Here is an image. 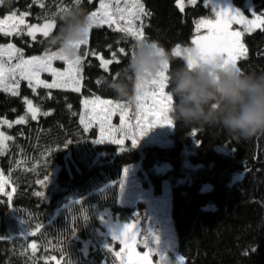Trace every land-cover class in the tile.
I'll return each mask as SVG.
<instances>
[{
    "label": "trees",
    "instance_id": "1",
    "mask_svg": "<svg viewBox=\"0 0 264 264\" xmlns=\"http://www.w3.org/2000/svg\"><path fill=\"white\" fill-rule=\"evenodd\" d=\"M235 1L247 13L242 0ZM97 2L3 0L0 18L16 11L29 13L28 23L53 20L50 35L59 31L63 42L75 23L68 19L60 25L67 12L63 9L84 10L89 15ZM141 2L148 13L142 17L145 41L165 51L171 77L177 68L186 66L171 50L178 44L191 46L195 22L209 17L210 9L204 0L195 5L183 0V11L176 0ZM249 2L258 14L264 12V0ZM114 28L92 27L88 43L79 48V91L38 88L33 93L25 82L19 95L0 90V133L11 137L0 149V175L8 181L5 192L12 194L11 206L7 196L0 194V264H54L53 258L57 264H119L107 251L106 245H112L113 252L119 245L106 234L105 222L138 219L144 225L145 203L129 207L119 201L123 170L139 162L156 196L167 182L175 252L185 264H264V135L237 140L218 127L173 121L170 145L143 143L139 148L138 144L132 147L129 139L123 146L98 144L97 128L84 130L80 120L85 100L99 97L124 105L132 100L135 77L127 66L137 41ZM49 36L33 40L23 33L11 37L0 33V44L12 42L24 58H30L53 51L47 43ZM243 43L247 56L238 60L237 67L243 73H264V31L245 35ZM99 57L112 61L107 69L101 67ZM120 79L128 84L131 98L117 96L109 86ZM23 96L50 114L38 115L36 120L27 117ZM21 116L26 122L15 123ZM164 165L163 173L156 171ZM46 172L48 182L42 187L37 180ZM236 175L241 177L233 182ZM37 191L43 197L36 196ZM38 224L42 226L39 231ZM32 243L35 251L29 247Z\"/></svg>",
    "mask_w": 264,
    "mask_h": 264
},
{
    "label": "snow or ice",
    "instance_id": "2",
    "mask_svg": "<svg viewBox=\"0 0 264 264\" xmlns=\"http://www.w3.org/2000/svg\"><path fill=\"white\" fill-rule=\"evenodd\" d=\"M3 0H0L2 3ZM37 2V0H34ZM80 0H76L79 4ZM177 6L181 11L184 10L183 0H176ZM121 0H100L99 9L91 12L88 16L90 24L87 36L84 40L78 43L80 48L88 43L89 30L95 26H103L107 24L109 27L115 26L114 30L124 33L128 37L134 38L137 43L145 41L142 17L148 15L141 0H124V7H120ZM189 4L195 5L197 0H188ZM115 4V7H113ZM211 5V11L214 14L212 18H201L195 22V35L191 40L192 47L182 48L179 44L172 50V55L183 57L186 61V66L192 68L199 63L220 62L221 67H232L240 70L237 67V61L246 58L247 48L242 42V37L245 33L251 34L257 29L264 31V12L257 14L251 11L252 19H249L241 9L236 8L227 3H216L215 0H204V6ZM41 7L43 4L41 3ZM63 11H68L63 9ZM27 12L17 13L16 11L0 18V33L6 36L26 34L36 39V33L42 34L44 37L50 35L55 24L53 20H47L42 25L29 24L26 17ZM141 21L137 27L136 22ZM233 25H240L243 31L233 30ZM26 29V33L24 32ZM204 30L201 34V30ZM153 47L160 48L156 43ZM163 51L162 48H160ZM123 51V50H121ZM87 55V54H86ZM7 56V63L4 57ZM13 58H18V63L12 64ZM63 61L66 67L63 71L53 66L54 61ZM112 61H106L101 58V66L106 67ZM169 62L164 61L162 70L157 76L149 81L140 83L136 82V123L130 124L126 120L128 108L125 105L116 104L113 106L111 101L100 100L97 97L94 101L85 100V113L81 115V124L87 132L93 124L99 125L98 142L108 141L116 145L123 146L126 139L131 140L132 147H135L141 137L157 125L173 126V120L169 118L170 105L172 96L169 91L170 76L167 75ZM241 71V70H240ZM82 72V58L78 56L75 61H69L64 57L57 56L53 51L45 50L42 55H34L25 59L20 49L12 44L7 46L0 45V89L10 92L12 95H19L18 89L20 81L28 82L29 87L35 93L38 88L58 89L67 88L72 85V91H79ZM42 73L50 74L53 79L49 83L41 79ZM17 77H19L17 79ZM24 103L27 105V112L31 118L36 120L38 115H48L50 113H42L41 109L33 104V102L25 98ZM93 107L89 109V104ZM99 103L103 107L97 109L95 104ZM117 110L120 113V127H115L111 124V117L116 114ZM151 117V119L149 118ZM25 117L21 116L15 121L17 124L25 123ZM3 123L11 127L12 124L7 121ZM119 133V137L117 136ZM195 135V133H193ZM11 137L0 133V149L6 147L5 141ZM67 141L64 145H66ZM123 150V148H122ZM47 166V161L45 162ZM126 172V170H125ZM48 182L47 172L44 178L37 180V183L45 187ZM7 180L0 175V194L7 196V203L11 206L12 194L5 192ZM38 197H43L42 191L35 193ZM138 220L128 222L123 226V230L119 235H114L113 240L118 242L120 250L113 252L112 245H106L107 251L113 253L119 264H152L150 257L154 255L152 249L148 248L145 240L141 239L137 230ZM37 225V231L41 228ZM72 235H75L76 228L73 226ZM35 233H28L34 235ZM158 242V237L154 238ZM138 246L148 248V251L140 253L137 251ZM35 251L36 244L29 245ZM166 258L160 256L159 264H164ZM179 264H185L183 257H178ZM59 264V262H58Z\"/></svg>",
    "mask_w": 264,
    "mask_h": 264
},
{
    "label": "clouds",
    "instance_id": "3",
    "mask_svg": "<svg viewBox=\"0 0 264 264\" xmlns=\"http://www.w3.org/2000/svg\"><path fill=\"white\" fill-rule=\"evenodd\" d=\"M68 19L75 20L70 34L61 42L57 31L47 43L57 55L75 61L79 56L75 45L86 38L90 21L84 10L65 12L60 25ZM69 39L71 44L67 42ZM152 44L137 43L135 55L129 61L127 72L134 75L136 82L155 78L167 60L165 51ZM109 86L117 96L131 98L123 79L112 81ZM168 91L172 96L169 115L174 122L200 128L218 127L237 140L264 135V73H243L221 67L219 61L199 63L173 71Z\"/></svg>",
    "mask_w": 264,
    "mask_h": 264
},
{
    "label": "rangeland",
    "instance_id": "4",
    "mask_svg": "<svg viewBox=\"0 0 264 264\" xmlns=\"http://www.w3.org/2000/svg\"><path fill=\"white\" fill-rule=\"evenodd\" d=\"M106 2H107V0H106ZM215 2L216 3H227V4H230L234 7H236V8H239V9H241V11H243V9L239 5L236 4L235 0H215ZM99 4H100V0H98V2L96 4V8L92 12L97 11L99 9ZM240 5L243 6L244 8L246 7L247 13H245L244 11L243 12L249 19H252L253 17L251 15V11H255V9H254L253 5L249 2V0H242ZM124 6H125L124 0H121L120 7H124ZM113 7H115V4H113ZM208 7L210 9V16L205 17V18L214 19L215 17L211 11V5H209ZM199 19H201V18H199ZM45 22L46 21H43L41 23H29V24L42 25ZM27 23H28V21H27ZM140 23H141L140 21L136 22L137 27L140 26ZM103 26L109 27L107 24H105ZM93 27H100V26L94 25ZM233 30L243 31V29L240 25H233ZM24 32L26 33V29H24ZM203 32H204V30L202 29L201 34H203ZM1 34H3V33H1ZM194 35H195V27H194ZM245 35H248V33H245L243 35V37ZM11 36H13V35H11ZM11 36H9V37H11ZM26 36H28V35H26ZM36 36H43V35L40 33H36ZM28 37L30 39H32V37H30V36H28ZM243 37H242V42H243ZM68 43L71 44L72 41L69 40ZM8 44L14 45V43H12V42H9L6 44H0V45L7 46ZM75 47L79 48L78 43L75 45ZM186 47H192V45L186 46ZM182 48H184V47H182ZM172 50H171V55H172ZM57 56H60V55H57ZM61 57H64V56H61ZM174 57H176V56H174ZM64 58L67 59L66 57H64ZM179 58L183 59L182 56ZM4 59H5V62L7 63V56H5ZM25 59H28V58H25ZM99 59L101 61L100 57H99ZM69 61H71V60H69ZM167 61H168V57H167ZM18 62H19L18 58H13L11 63L14 65ZM53 66L58 68L61 71H63L64 68L66 67L64 62L60 61V60L54 61ZM102 68L107 69V65H106V67H102ZM18 78L19 77H17V79ZM41 79H44L45 81L51 83L53 77L48 73H42ZM22 82H25L26 85L29 87V84L27 81L21 80L20 85ZM19 88H20V86H19ZM71 88H72V85L69 84L67 88H58V89H71ZM80 88H81V80H80V84H79V90H80ZM29 89L32 91L31 87H29ZM0 90L4 91L2 89H0ZM18 91H19V89H18ZM4 92L11 94L8 91H4ZM136 94L137 93H136V80H135L134 86H133V94H132L131 103L129 105H125L128 108L126 120H128V122L130 124H133V125H135V123H136V113H137L136 100H135ZM25 98H27L33 102L31 97L23 96L22 97L23 103H24ZM96 98L97 97H91L87 100L91 102V101H94ZM100 100H102V99H100ZM112 104H113V106H115L116 104H120V103H113L112 102ZM120 105H124V104H120ZM88 107L90 109L93 107V105L90 103ZM95 107L97 109H99L103 106L100 105L99 103H97V104H95ZM24 108H25L26 116L31 118L30 113L27 112V105L25 103H24ZM85 111H86L85 105L83 104L82 115L85 113ZM168 115H169V113H168ZM149 118L151 119V117H149ZM169 118L171 119L170 115H169ZM111 124L117 128L120 127L119 110H117L116 114L111 117ZM92 127L97 128V132H98V136H99V125L93 124L89 129H91ZM83 128H84V126H83ZM172 132H173L172 126L157 125V126L151 128L147 132L146 135H144L143 137H141L139 139V141L137 143L138 147L141 148L143 143H146L149 145H157V146H168L172 142V138H171ZM119 135L120 134L117 133L118 137H119ZM95 142L98 144L99 143L113 144V143L108 142V141L98 142L97 139L95 140ZM166 168L167 167L165 165L164 166H157L156 171L159 173H163L166 170ZM125 170H126V172H125ZM240 177H241V175H236L235 178L233 179V182L240 179ZM119 183L121 185V192L119 195L120 203L124 206H129V207L134 206L137 203H141V202L145 203L146 207H147L146 220L144 222V225H143L144 227H143L142 225H140V222L138 219L128 220V221H120L117 219L109 218L108 221L105 222L106 234L113 238L114 235H119V233L123 230V226L126 223L138 220L137 230H138L140 238L146 241L148 248L152 249L154 253L158 254L157 258H156V256L155 257L153 256V258L156 260L155 264H159L160 256H164L166 258V261L164 262V264H179L178 256L173 252V251H175V247H176L177 242L175 239V234L173 231V226H172V221H171V216H170V193H169V187L167 185V182L162 183V192H161V194L156 196L153 193V189H152V186L150 185L149 181L142 175L141 163L139 162L138 164H134V165H130L128 167H125V169L122 172V179L120 180ZM104 234H105V232H104ZM155 237H158V242H156V240L154 239ZM118 245H119V243H118ZM148 248H145L143 246H138L137 251L140 253H143L145 251H148L149 250ZM119 250H120V245L116 251H119ZM170 257H171L172 261H169ZM53 261H54V264H57V259L53 258Z\"/></svg>",
    "mask_w": 264,
    "mask_h": 264
},
{
    "label": "flooded vegetation",
    "instance_id": "5",
    "mask_svg": "<svg viewBox=\"0 0 264 264\" xmlns=\"http://www.w3.org/2000/svg\"><path fill=\"white\" fill-rule=\"evenodd\" d=\"M153 256H154V257L156 256V258H157V257H158V254H157V253H154V255H152V256L150 257V259H151V261H152V264H155V263H156V260L153 258ZM169 256H170V255H169ZM169 261H172V260H171V257H170Z\"/></svg>",
    "mask_w": 264,
    "mask_h": 264
},
{
    "label": "bare ground",
    "instance_id": "6",
    "mask_svg": "<svg viewBox=\"0 0 264 264\" xmlns=\"http://www.w3.org/2000/svg\"><path fill=\"white\" fill-rule=\"evenodd\" d=\"M142 168V167H141ZM148 181H149V179L146 177V176H144ZM149 183H150V181H149ZM151 185V184H150ZM144 227V226H143ZM175 254H176V252L175 251H173Z\"/></svg>",
    "mask_w": 264,
    "mask_h": 264
}]
</instances>
